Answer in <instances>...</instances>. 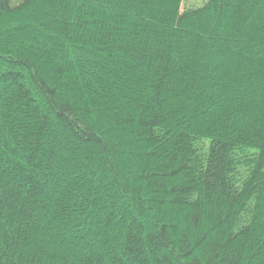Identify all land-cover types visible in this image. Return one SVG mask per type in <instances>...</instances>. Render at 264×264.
Returning a JSON list of instances; mask_svg holds the SVG:
<instances>
[{
  "label": "trees",
  "instance_id": "1",
  "mask_svg": "<svg viewBox=\"0 0 264 264\" xmlns=\"http://www.w3.org/2000/svg\"><path fill=\"white\" fill-rule=\"evenodd\" d=\"M0 0V264H264V0Z\"/></svg>",
  "mask_w": 264,
  "mask_h": 264
},
{
  "label": "rangeland",
  "instance_id": "2",
  "mask_svg": "<svg viewBox=\"0 0 264 264\" xmlns=\"http://www.w3.org/2000/svg\"><path fill=\"white\" fill-rule=\"evenodd\" d=\"M202 1L203 0H184L181 6V10L192 6H200L203 4Z\"/></svg>",
  "mask_w": 264,
  "mask_h": 264
}]
</instances>
